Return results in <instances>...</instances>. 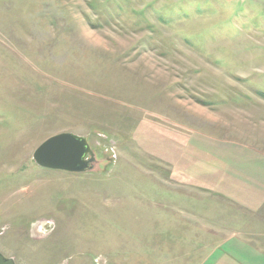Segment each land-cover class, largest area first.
Listing matches in <instances>:
<instances>
[{
  "label": "rangeland",
  "instance_id": "obj_1",
  "mask_svg": "<svg viewBox=\"0 0 264 264\" xmlns=\"http://www.w3.org/2000/svg\"><path fill=\"white\" fill-rule=\"evenodd\" d=\"M0 253L264 264V0H0Z\"/></svg>",
  "mask_w": 264,
  "mask_h": 264
},
{
  "label": "water",
  "instance_id": "obj_2",
  "mask_svg": "<svg viewBox=\"0 0 264 264\" xmlns=\"http://www.w3.org/2000/svg\"><path fill=\"white\" fill-rule=\"evenodd\" d=\"M34 162L43 168L82 173L94 169L95 153L85 136L63 131L50 135L35 147ZM0 264H16L0 253Z\"/></svg>",
  "mask_w": 264,
  "mask_h": 264
}]
</instances>
